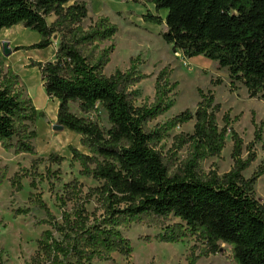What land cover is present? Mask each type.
Listing matches in <instances>:
<instances>
[{
    "label": "trees",
    "instance_id": "trees-1",
    "mask_svg": "<svg viewBox=\"0 0 264 264\" xmlns=\"http://www.w3.org/2000/svg\"><path fill=\"white\" fill-rule=\"evenodd\" d=\"M72 0H0V31L22 25L37 32L41 40L30 49L46 50L59 45L54 61L33 63L41 73L48 97L59 103L57 125L79 134L89 154L70 147L72 161L78 162L80 174L100 185L84 194L78 182L67 184L57 195L61 218H57L37 196L32 204L43 210L46 219L37 226H47L37 240V251L28 264H92L95 259L110 261L113 254L125 257L133 253L129 239L121 228L147 225L162 231L157 238L175 244L196 237L201 247L191 248L188 264H198L201 257L217 255L221 244L231 247L235 264H264V203L255 197L256 182L264 175V162L250 179L243 173L256 161L255 142L262 141V128L257 127L255 140L248 146L243 159V140L229 129L225 116L220 129L211 92H199L197 110H190L155 129L149 124L168 112V97L178 84L171 81L173 70L162 69L155 82V102L137 107L130 89L147 78L139 72L140 59H131L126 72L117 70L112 76L104 71L111 62L114 48L101 46L113 41L118 27L107 17H99L85 29L89 17L85 2ZM153 5L143 19L158 26L166 24L163 40L174 52L187 59L204 56L227 69L231 90L240 83L250 99L264 102V0H133ZM161 11H167L163 18ZM55 17L52 23L48 18ZM23 47L16 48L19 51ZM77 103L79 110L97 113L101 107L107 114L109 129L70 110ZM38 112L19 90L18 77L6 69L0 52V143L16 155H36L37 133L32 125ZM195 120L193 134L174 138V148L190 149L188 158L176 165L159 149L169 131ZM228 131L232 133L234 165L219 176L212 171L204 174L200 164L221 155ZM264 147V145H263ZM65 158L51 154L39 163L61 166ZM6 168H0V184ZM61 169H47L46 175L32 173L36 179L61 180ZM23 175L16 174L12 186L21 189ZM99 208L92 213L87 205L93 201ZM72 204L69 210L68 205ZM29 214L30 209L18 210ZM101 212V214H99ZM180 222L171 225L172 218ZM144 241L151 240L144 237ZM199 250V254L196 251ZM0 264H5L0 256Z\"/></svg>",
    "mask_w": 264,
    "mask_h": 264
},
{
    "label": "rangeland",
    "instance_id": "rangeland-1",
    "mask_svg": "<svg viewBox=\"0 0 264 264\" xmlns=\"http://www.w3.org/2000/svg\"><path fill=\"white\" fill-rule=\"evenodd\" d=\"M74 2H85L89 9V17L83 23L88 29L99 17H107L118 27V33L113 41L104 43L101 47H113L111 62L104 73L112 76L117 70L126 72L130 67L131 59H140L139 72L147 75V78L134 85L130 91L134 95L137 107L151 106L155 102V82L158 73L165 67L173 70L171 81L178 86L167 100L170 105L168 112L160 115L149 124V128L155 129L165 125L169 120L179 114L190 110L196 112L200 102L199 92H211L215 98V104L220 105L217 113V122L222 129L225 126L224 118L229 116L231 125L229 129L235 131L243 140V159L248 154V146L255 140L257 127L262 128V141L255 142L254 151L256 161L243 173L246 179H250L264 162V102L259 99H250L243 85L238 83L236 90H231L230 78L227 69H221L218 64L204 56L187 59L180 52H174L162 38L167 31L166 24L161 26L145 22L143 16L148 12L156 13L152 5L134 3L133 0H72ZM167 11H161L163 18ZM55 17L48 18L52 23ZM41 36L22 25L0 31V52L6 69L18 77L19 90L23 96L30 99L32 105L42 111H47L49 118H37L32 127L37 133L34 140L36 155H16L14 151L5 150L0 143V168H6L5 178L0 184V256L5 264H28L37 251V240L42 233L49 229L47 226H37L38 221L46 219L43 210L32 204V195L37 194L50 211L61 218V207L56 200L57 195H62L67 184L78 182L82 185L83 193H88L90 188L98 187L100 184L92 178L80 174L81 167L78 162L72 161L70 147L81 153L89 154V150L82 146L79 134L68 129L54 130L50 118L55 110L57 101L48 100L46 91L41 80L38 67H31L33 63H47L52 61L56 51L54 48L46 50L30 49L37 44ZM9 43L11 54L4 56L2 44ZM23 47L19 51L16 48ZM70 110L79 117L90 119L99 124L103 129H109L110 124L105 111L98 108L97 113H82L77 103H70ZM195 120L174 128L168 132L167 137L159 146L164 156L172 159L176 165L185 161L190 149L185 146L177 151L174 148V138L182 133L193 134ZM225 147L218 157H210L201 162V171L208 174L212 171L222 176L228 173L233 165L232 158L233 141L232 133L226 135ZM51 154L65 158L61 166L56 164L39 163L32 168V162L37 159H48ZM53 171L61 169V180H53L52 187L48 180L38 177L37 187L32 183V173L36 172L46 175L47 169ZM16 174L23 175L21 178V189L12 186ZM255 197L264 203V175L256 182ZM68 205V209L72 208ZM99 208L94 200L87 205V210L92 213ZM30 209L31 213H18V210ZM101 214V212H99ZM172 218L171 225L179 223ZM124 237L130 240L133 253L128 256L113 254L110 261H99L95 259L92 264H188V257L193 246L201 247L202 243L196 237H188L175 244L161 242L157 237L162 231L147 225L134 224L129 229L121 228ZM144 237H150L146 242ZM222 251L217 255L201 257L198 264H235L232 259L231 247L221 244ZM199 250L196 251L198 255Z\"/></svg>",
    "mask_w": 264,
    "mask_h": 264
},
{
    "label": "crops",
    "instance_id": "crops-1",
    "mask_svg": "<svg viewBox=\"0 0 264 264\" xmlns=\"http://www.w3.org/2000/svg\"><path fill=\"white\" fill-rule=\"evenodd\" d=\"M152 8H154V6L152 5ZM58 45H59V38L57 37V39H54V45L51 47V48H54L55 51H57V48H58ZM55 59V56L53 55V58H52V61H54ZM47 96V99L50 101V100H55L57 101L56 103V107H55V110L54 112L52 113L51 115V120H50V123L52 124V126H55L57 125V115H58V109H59V101L57 99H52L50 97H48V95L46 94ZM38 112H44L46 114V116L49 118V114L47 111H42V110H39L38 108H36ZM66 128H64L63 130H65ZM81 138V136H79Z\"/></svg>",
    "mask_w": 264,
    "mask_h": 264
},
{
    "label": "water",
    "instance_id": "water-1",
    "mask_svg": "<svg viewBox=\"0 0 264 264\" xmlns=\"http://www.w3.org/2000/svg\"><path fill=\"white\" fill-rule=\"evenodd\" d=\"M54 39H57V36L54 37ZM2 53L4 56H9L11 54V50L9 48V43L8 42H4L2 44ZM64 127L61 125H55L54 126V130L58 131V130H63Z\"/></svg>",
    "mask_w": 264,
    "mask_h": 264
}]
</instances>
